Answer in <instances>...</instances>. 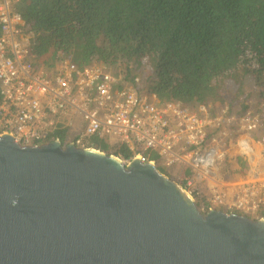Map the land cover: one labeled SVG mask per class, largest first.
<instances>
[{
  "label": "water",
  "instance_id": "1",
  "mask_svg": "<svg viewBox=\"0 0 264 264\" xmlns=\"http://www.w3.org/2000/svg\"><path fill=\"white\" fill-rule=\"evenodd\" d=\"M0 264H264V220L204 213L152 162L4 134Z\"/></svg>",
  "mask_w": 264,
  "mask_h": 264
},
{
  "label": "built area",
  "instance_id": "2",
  "mask_svg": "<svg viewBox=\"0 0 264 264\" xmlns=\"http://www.w3.org/2000/svg\"><path fill=\"white\" fill-rule=\"evenodd\" d=\"M20 2L0 0V136L39 145L60 141L53 137L59 126L70 132L79 126L69 143L105 152L91 145L99 137L111 148L131 150L129 158L117 156L126 164L139 158L167 170L176 167L202 211L236 210L264 220V113L227 116L226 108L216 113L209 104L161 101L140 75L100 60L81 67L64 58L46 67L32 50L35 33ZM228 124L245 132L238 154L252 164L239 179L229 177V154L219 132ZM254 145L262 149L259 163ZM146 151L157 153L159 161L150 160Z\"/></svg>",
  "mask_w": 264,
  "mask_h": 264
},
{
  "label": "trees",
  "instance_id": "3",
  "mask_svg": "<svg viewBox=\"0 0 264 264\" xmlns=\"http://www.w3.org/2000/svg\"><path fill=\"white\" fill-rule=\"evenodd\" d=\"M19 10L35 33L32 50L46 67L64 58L81 67L100 60L123 63L129 73L135 63L161 101L193 106L215 99L218 77L253 73L264 96V0H21ZM69 136L63 126L53 134L64 146ZM92 142L107 154H132L99 137ZM145 154L159 161L157 153ZM172 179L185 184L183 176Z\"/></svg>",
  "mask_w": 264,
  "mask_h": 264
},
{
  "label": "rangeland",
  "instance_id": "4",
  "mask_svg": "<svg viewBox=\"0 0 264 264\" xmlns=\"http://www.w3.org/2000/svg\"><path fill=\"white\" fill-rule=\"evenodd\" d=\"M119 68H123L125 64H116ZM115 65V66H116ZM137 64L132 63L130 66V73L140 75L144 83L149 87L150 79L146 72L137 71L135 68ZM134 69V70H133ZM149 73H151L149 71ZM215 84L217 85L218 95L215 99L211 100L209 105L216 113L222 112L225 108L227 109L226 115L234 113H246L248 111H257L264 113V96L261 91L263 90L262 83L258 80L257 74H234L230 76H220L216 79ZM150 89V88H149ZM223 113V112H222ZM219 132L222 134L223 144L228 150V157L226 161L231 179H239L249 173V169L252 167L251 162L248 158L238 154V141L245 135V132L239 131L238 124L224 125ZM78 128L72 130L71 134L75 135L78 133ZM255 150V163H259L261 160V148L260 146H253ZM239 157L248 159L247 166L242 168L238 163ZM254 158L252 162L254 161ZM178 169L175 167L174 171L167 170L165 173L174 179H178L180 174ZM207 194V192H206Z\"/></svg>",
  "mask_w": 264,
  "mask_h": 264
},
{
  "label": "crops",
  "instance_id": "5",
  "mask_svg": "<svg viewBox=\"0 0 264 264\" xmlns=\"http://www.w3.org/2000/svg\"><path fill=\"white\" fill-rule=\"evenodd\" d=\"M174 169H175L174 167H171V168L169 169V171H174Z\"/></svg>",
  "mask_w": 264,
  "mask_h": 264
}]
</instances>
